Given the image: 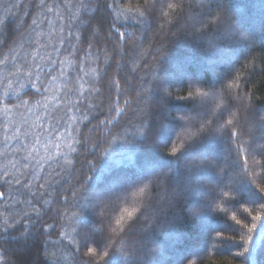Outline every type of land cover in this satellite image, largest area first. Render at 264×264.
<instances>
[{"label": "trees", "instance_id": "16d2710c", "mask_svg": "<svg viewBox=\"0 0 264 264\" xmlns=\"http://www.w3.org/2000/svg\"><path fill=\"white\" fill-rule=\"evenodd\" d=\"M218 1L45 0L48 12L30 7L39 0H0V60L8 57L0 64V184L4 173L21 180L0 187V228L11 216L30 218L47 264H86L94 238L98 264H174L185 253L178 264H264V125L253 116L264 113V0L260 8ZM239 16H258L255 32L231 24L227 37L224 20ZM200 64L206 69L196 72ZM148 93L154 109L141 117ZM14 111L28 118L32 139L51 138L40 148L60 135L58 152L28 150L21 161L5 152ZM55 119L64 122L58 132ZM145 161L151 171L137 181ZM122 173L130 177L120 185ZM108 183L111 197L98 202ZM245 208L261 218L253 222ZM234 214L255 223L253 232ZM69 241L81 252L73 256ZM198 247L202 254L190 252Z\"/></svg>", "mask_w": 264, "mask_h": 264}, {"label": "snow or ice", "instance_id": "6c2138e0", "mask_svg": "<svg viewBox=\"0 0 264 264\" xmlns=\"http://www.w3.org/2000/svg\"><path fill=\"white\" fill-rule=\"evenodd\" d=\"M109 8H112V4L106 5ZM15 8H23V3H16L13 5ZM30 7H36V8H46L48 12H52L53 8L49 7L45 0H39V4L31 5ZM27 14V13H26ZM32 25H36L39 27L38 22L36 19H33L31 21ZM115 27V25H113ZM117 32L119 30L117 29ZM120 38L124 37V33H119ZM8 57H5V60H7ZM5 60H0V64L4 63ZM37 69H39V65H36ZM11 75L15 76L16 73H11ZM29 76L32 75V73L28 74ZM40 73L39 71L35 74V79L39 80ZM11 83V81H9ZM33 87H36L35 84H33ZM41 87H43V84H41ZM36 91L39 92L40 88L36 87ZM23 104H26V101H22ZM119 112V110H117ZM253 116H258L259 121L262 125H264V113H254ZM63 119V117H61ZM229 124L232 123V121H228ZM237 132L232 131L230 133V136H236ZM9 139V136L7 133L5 134V141ZM37 143H39V138H37ZM57 148H59V144L56 145ZM70 149L71 146L69 145ZM74 151V149H71ZM177 149L173 148L171 151V154H176ZM247 157H245L246 161ZM4 175L7 177L3 181V184H0V187H3L6 184H11L13 179H15V184L20 185L21 180L19 178H13L11 176H8L7 173H4ZM31 173H28L25 176V184H27V178L30 176ZM44 185L40 184V188H43ZM260 192L264 193V187H261ZM143 189H141V192ZM35 195V194H33ZM227 195V193L225 194ZM5 199V193L4 191H0V201H3ZM19 203V201H17ZM27 203L31 204V201H27ZM262 209H264V206H261ZM35 211V208H34ZM244 211L248 213L249 216L252 217L253 222L259 220L261 217L259 215L252 216L250 210L248 208H245ZM37 216H39V212L37 211ZM133 215L132 212L128 213L129 218H131ZM233 220L238 225H242L244 228L247 229L248 233H252L253 229L255 228V223L249 225L244 224L240 219H237L236 215L234 214L232 217ZM30 218L27 220L25 218L17 219L16 216H11L8 219L4 220V226L3 228H0V240L4 241V244L7 245L6 247L0 246V264H47V260L49 257L46 254L47 245L42 246V242L38 237H33L31 228L29 227ZM46 232V229H42L40 232V235L43 236ZM63 235V234H61ZM251 239V235L248 236L247 239L244 237H241V240L244 241V243H248V241ZM87 237L84 238L83 247H87ZM92 243L96 245L95 248L87 247V254H88V260L86 261V264H98V262L95 261V255H96V249H98V240L94 238L92 240ZM67 247H70L71 253L73 256H75L77 253L81 252V246L77 245L74 248L71 247V241H69V245ZM128 255H134L136 249L132 247L131 249L127 250ZM107 252H104L103 256H101V260H104V257L107 255ZM243 253H240L242 255ZM189 264H196L195 260L189 261Z\"/></svg>", "mask_w": 264, "mask_h": 264}, {"label": "rangeland", "instance_id": "374dc122", "mask_svg": "<svg viewBox=\"0 0 264 264\" xmlns=\"http://www.w3.org/2000/svg\"><path fill=\"white\" fill-rule=\"evenodd\" d=\"M257 1L258 2H255L254 7L260 8L262 6L263 1L262 0H257ZM220 4H221V2H219V4L217 5L218 8H219ZM227 19H228V21L224 20V22H223L224 25L222 26V30H225V32H227V34H225L227 37L230 35H234L233 30L230 29L231 24H233V26L239 30L240 29L244 30L245 28L246 29H249V28L252 29L253 28L252 32H255L254 29H256V25L259 21L258 16H252L251 18H247V19L246 18L243 19V16H239V20L234 21V23H232L231 19H229V18H227ZM229 20H230V23H229ZM205 65H202V64L197 65V66L195 65L194 70L196 72L200 71L201 69L204 70V69H206V68H203V66H205ZM172 66H173L172 67L173 69L179 71V68L176 66V64H173ZM177 77L180 80L185 79L184 74H182L181 72H177ZM207 97H209V96H207ZM212 98L210 97L211 100H212ZM140 100L142 101V107H141V105H139V107L137 106L136 110L139 112V116L143 117V115L146 114L145 112L149 113L151 110L154 109V107H153L154 104L151 101H154L155 98L154 97L152 98V95L150 93H148V95L145 96L144 101H143V99H140ZM208 101H209V99H208ZM155 108H161L162 109V105L160 103L155 104ZM29 113H27L28 117H29ZM174 113L179 116V113H182V112L179 110V111H176ZM27 119L28 118L23 117L21 113L16 112V111L11 112L8 115L9 125H8V130L6 133L9 136V139L6 142L9 144V147L5 150V152H14L17 155L18 160H20V161L23 160L27 156L28 150H30V152H45L46 150L40 148L39 144H41L43 142H51V138L48 136H40L39 135L38 137H35V139H32V134H34V133L29 130L28 122H26ZM189 123H192V121H190ZM59 126L64 127V122L59 121L57 119L53 120L52 124L50 125V127H53L55 129V131H57V132L60 129ZM37 138H39V143H37ZM159 138H156L153 141L154 142L153 143V148H154L153 151L155 153L159 152V151H157V148H155V146L157 144L160 145L162 143ZM60 140H61L60 135L54 136L53 137V143L47 148L46 152H58V148L56 147V145L60 143ZM210 152H213V151H210ZM39 154L40 153H37V157L40 156ZM212 156H213V154H212ZM11 161H13V159H11V158L8 159L9 164ZM148 163H149L148 161L143 162L140 171L135 170L134 175H135V179L137 181L140 180L141 177H143L144 175L147 174L148 169H146V165H148ZM149 171H151V170H149ZM128 177H130L129 173H124V174L122 173L119 176L118 180L117 179H114V180H117L119 182V184L121 185L122 182L125 179H127ZM118 182H116V183H118ZM204 182L205 183L202 186V189H203L202 193L203 192L207 193V191L210 189L209 186H206L208 183L207 178H206V181H204ZM172 184L177 185V180L174 179ZM108 185H106L102 190H100L96 193V197H97L98 202L103 201L105 198H106L105 200H107V198L111 197L112 194H111V192H109L110 188H111V183H108ZM116 188H119V185ZM99 200H101V201H99ZM202 237L203 236H201V239H202ZM140 243L142 244V242H136L135 243L137 248H139L138 246L140 245ZM190 250H191L190 252L198 253V254H202L204 252V248H201V247H198L196 249H190ZM137 253H138V251H137ZM186 255H189V254L185 253L180 258H178V256L177 257L175 256L174 264H178L181 261V258L183 256H186Z\"/></svg>", "mask_w": 264, "mask_h": 264}]
</instances>
